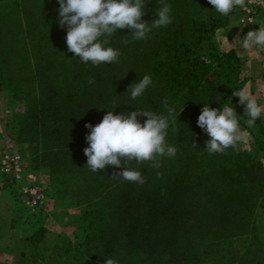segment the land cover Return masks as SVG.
Returning a JSON list of instances; mask_svg holds the SVG:
<instances>
[{
  "label": "trees",
  "instance_id": "trees-1",
  "mask_svg": "<svg viewBox=\"0 0 264 264\" xmlns=\"http://www.w3.org/2000/svg\"><path fill=\"white\" fill-rule=\"evenodd\" d=\"M26 1L19 4V28L11 31L8 19L0 20V89L25 103L12 128L14 138L35 151L33 168L48 174L57 193L69 195L81 208L84 240L58 243L54 255L86 258L75 264H105L109 258L119 264H227L234 259L264 264V224L256 219L257 211L264 210L263 165L234 148L208 154L209 137L197 126L203 105L222 108L229 99L238 101L233 93L241 87L240 59L233 49L220 51L214 41L229 16L216 13L207 0H164L172 6L171 24L153 28L139 41L127 29L118 30L108 46L119 50V62L93 67L67 51L58 6L35 15L25 8ZM146 2L143 20L151 23L160 0ZM43 38L51 41L40 42ZM144 75L153 84L133 100L127 90ZM165 98L177 118L167 136L177 148L174 158H159V168L147 162L125 164L142 173L143 185L111 178L121 169L92 172L87 167L85 124L95 126L106 111L166 116ZM138 119L143 123L146 118ZM255 122L264 136V123ZM254 140L263 150L259 137ZM39 141L40 151L34 149ZM242 237L247 243L238 256L232 242Z\"/></svg>",
  "mask_w": 264,
  "mask_h": 264
},
{
  "label": "clouds",
  "instance_id": "clouds-1",
  "mask_svg": "<svg viewBox=\"0 0 264 264\" xmlns=\"http://www.w3.org/2000/svg\"><path fill=\"white\" fill-rule=\"evenodd\" d=\"M251 0H207L216 13L228 17L236 9H245ZM59 4V27L66 28L65 43L67 51L78 57L84 64L99 67L101 64L119 62L120 52L108 46L110 37L118 30L127 29L135 41L147 39L153 28L167 27L171 24L172 6L160 0L156 11V19L151 23L143 20L146 15V0H57ZM228 42L227 37H224ZM245 49L264 50V24L257 30L249 31L240 39ZM229 43V42H228ZM230 44V43H229ZM89 84L94 83L92 78ZM150 75L129 86L131 98L135 100L143 96L152 86ZM238 97L239 105L244 106V114L248 117L246 124L249 128L255 126V121L264 115V105L251 97L246 91L233 93ZM163 105L167 115H158L152 111L135 110L130 113L114 114L106 111L102 120L93 126L88 123L85 128L89 134L85 140L87 147L83 149L87 157V167L92 172H102L111 166L121 171L113 172L111 178H123L129 183L143 185L145 178L140 171L124 167L133 161L137 164L149 163L159 168L161 157L174 158L177 148L167 142L170 126L177 123L174 109L168 107L165 98ZM183 110V109H182ZM145 117L143 123L138 119ZM197 126L209 137L205 151L208 154H225L229 148H235L247 132L240 127V116L231 106V99L221 108H210L203 105L197 118ZM173 131H179L173 128ZM195 148V143L192 144ZM123 162V164H122ZM105 264H119L115 259H105Z\"/></svg>",
  "mask_w": 264,
  "mask_h": 264
},
{
  "label": "rangeland",
  "instance_id": "rangeland-1",
  "mask_svg": "<svg viewBox=\"0 0 264 264\" xmlns=\"http://www.w3.org/2000/svg\"><path fill=\"white\" fill-rule=\"evenodd\" d=\"M20 1L23 2V0H0V20L2 17L8 19L7 25L11 27V31H14L15 27L19 28L21 26L17 24V20L20 18V14L17 13L21 10ZM15 4H18V7ZM20 5L23 6V3ZM55 5L59 7L57 0H28L25 8L36 15L45 13L49 10L48 8ZM233 14L239 25V27L234 29L236 33L233 34L230 30H227L226 26L215 31L214 41L220 51L227 52L233 49L236 52L241 62L240 91H246L259 104L264 105V51L257 53V49H245L241 41L234 40L237 35H239L240 39H243L249 32V28L253 26L240 23L235 13L230 16ZM260 24L255 27H259ZM224 37L234 40V42L228 44L223 39ZM8 40L4 39L3 42L11 43L14 41ZM42 40L46 39L43 38L40 42ZM50 41V39L46 40V42ZM231 46L236 48H230ZM254 51L256 52L254 53ZM231 106L235 109L237 115L240 116L241 129L247 132V135L234 148L235 152H245L250 157L260 160L264 168V147L263 150L259 151L254 140L255 137H259L260 141L264 143V136L258 133L256 122L254 127L249 128L247 126L246 120L248 117H243L245 115L243 105H239L238 101L234 103L231 100ZM25 107L24 101L13 97L12 92L3 88L0 89V152L5 149L18 148L19 145L22 146V151L25 155L26 173L43 178L48 196L47 210L43 212V217L39 218L35 216L37 214L30 213L21 202H18L17 186L9 184L6 187L0 174V264H31L32 259L35 261L34 264H42L39 261L40 258L46 260L47 263L45 264H75L74 260L85 263L86 258L77 257L73 253H71L73 261L67 259L68 253L59 256V258L54 255L56 245L65 246L67 241L76 245L84 240L85 231L82 228L81 208L76 206V203L69 195H59L57 193V190L50 182L48 174L39 170V168H33V162L36 157L35 151L31 150L33 149L31 146L20 143L14 138L12 127L17 117L24 113ZM260 120L264 123V115H262ZM41 143L39 141L34 149L37 148L40 151ZM74 182L73 180L69 182L70 189L74 188ZM256 219L259 223L264 224V210L260 209L257 211ZM65 227H76V229L66 230L64 229ZM82 236H84L83 240L78 242ZM263 237L264 234H261V243H264ZM246 243L247 239L245 237L233 240L232 244L238 252V256L242 254ZM261 254L264 255V248H262ZM227 264H237V260L234 259V261Z\"/></svg>",
  "mask_w": 264,
  "mask_h": 264
},
{
  "label": "built area",
  "instance_id": "built-area-1",
  "mask_svg": "<svg viewBox=\"0 0 264 264\" xmlns=\"http://www.w3.org/2000/svg\"><path fill=\"white\" fill-rule=\"evenodd\" d=\"M233 13L242 24L255 26L264 20V0H251L245 9ZM0 174L6 184H15L21 204L32 214L45 212L48 196L43 178L26 173L25 155L17 148L0 152Z\"/></svg>",
  "mask_w": 264,
  "mask_h": 264
},
{
  "label": "crops",
  "instance_id": "crops-1",
  "mask_svg": "<svg viewBox=\"0 0 264 264\" xmlns=\"http://www.w3.org/2000/svg\"><path fill=\"white\" fill-rule=\"evenodd\" d=\"M262 24H264V20L261 22V24L260 25H262ZM259 25V26H260ZM256 26V25H255ZM255 26H253V27H251V28H249V30L248 31H255V30H257L258 29V27H255ZM237 27H239V25H238V23H237V20H236V18H235V15L233 14L232 16H230V21H229V24H228V26L226 27V29L227 30H230L233 34H235L236 32H235V28H237ZM231 33V34H232ZM232 34V35H233ZM236 37V36H235ZM228 42L231 44L232 42H234V40H229L228 39ZM227 42V43H228ZM228 43V44H229ZM230 48H236L235 46H231ZM259 51H264V50H259V49H257V53L259 52ZM256 51H254V53H255ZM76 229V227L74 228V227H68V228H64V229H66V230H70V229ZM70 232V231H69ZM79 236H81V235H79ZM83 237L84 236H82V238L80 239V240H78V242H81L82 240H83Z\"/></svg>",
  "mask_w": 264,
  "mask_h": 264
}]
</instances>
